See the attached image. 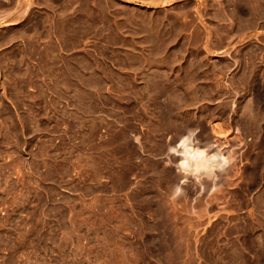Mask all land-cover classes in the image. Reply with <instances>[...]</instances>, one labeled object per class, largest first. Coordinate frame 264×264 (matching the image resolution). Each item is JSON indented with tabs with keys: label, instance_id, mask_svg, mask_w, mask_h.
Segmentation results:
<instances>
[{
	"label": "rangeland",
	"instance_id": "rangeland-1",
	"mask_svg": "<svg viewBox=\"0 0 264 264\" xmlns=\"http://www.w3.org/2000/svg\"><path fill=\"white\" fill-rule=\"evenodd\" d=\"M62 1L0 0V264H264V4Z\"/></svg>",
	"mask_w": 264,
	"mask_h": 264
},
{
	"label": "bare ground",
	"instance_id": "bare-ground-1",
	"mask_svg": "<svg viewBox=\"0 0 264 264\" xmlns=\"http://www.w3.org/2000/svg\"><path fill=\"white\" fill-rule=\"evenodd\" d=\"M64 1V0H63ZM62 1V2H63ZM72 1V0H71ZM81 3H84L81 1H79ZM22 3V2H21ZM39 3V2H38ZM51 3V2H50ZM57 3V2H56ZM67 3V2H66ZM74 3V2H73ZM63 4V3H61ZM72 4V3H71ZM77 4V3H76ZM16 5V4H15ZM29 5V4H28ZM27 5V7H28ZM60 5V4H59ZM65 5V4H64ZM63 5V6H64ZM70 5V4H69ZM62 6V5H61ZM74 6V5H73ZM80 6V5H78ZM94 6V5H93ZM96 6V5H95ZM68 7V6H66ZM70 7V6H69ZM91 7V6H89ZM51 8V7H49ZM93 8V7H91ZM58 9V8H57ZM80 9V8H79ZM78 9V10H79ZM47 10V9H46ZM62 10V9H61ZM64 10V9H63ZM71 10V9H70ZM77 10V9H76ZM83 10V9H82ZM49 11V10H48ZM55 11V10H54ZM58 11H60L58 9ZM63 12V11H62ZM73 12V11H72ZM79 12V11H78ZM97 12V11H96ZM39 13V12H38ZM42 13V12H41ZM46 13V12H45ZM61 13V12H59ZM75 13V12H73ZM95 13V11H94ZM7 14V13H6ZM21 16H22V13H20ZM47 14V13H46ZM57 14V13H56ZM93 14V12H92ZM51 15V14H50ZM60 15V14H59ZM20 16V18H21ZM45 16V15H44ZM48 16V15H47ZM95 16V15H92V17ZM81 18V16H79ZM39 19V18H38ZM80 20V19H79ZM42 21V20H41ZM92 21V20H91ZM51 22V21H50ZM49 22V23H50ZM96 22V21H95ZM48 23V21H47ZM52 23V22H51ZM44 25V24H43ZM49 26V25H48ZM47 27V26H46ZM49 28V27H48ZM51 30V29H50ZM49 31V30H48ZM47 34V33H46ZM256 97V96H255ZM260 101V100H259ZM226 119V118H225ZM231 121V120H230ZM234 121V120H233ZM232 121V122H233ZM230 123V122H229ZM214 125H216V128L219 130L218 133H220V131H222L224 129L225 126H223L221 123H215ZM229 125V124H228ZM239 125V124H238ZM192 126V125H191ZM213 126V125H211ZM234 126V125H233ZM240 126V125H239ZM181 127V126H180ZM214 127V129H216ZM216 129V130H217ZM175 130V129H174ZM185 130V129H184ZM229 130V129H228ZM176 131V130H175ZM212 132V131H211ZM178 133V132H177ZM206 133V132H205ZM209 133V132H208ZM176 134V133H175ZM179 135V134H178ZM216 135V134H215ZM225 135V134H224ZM189 136V135H188ZM192 136V135H191ZM181 137L180 139H178V143H177V148L179 149H175V153H178V155L180 156V161H179V164H178V167H179V170H181L182 172H184L185 174L186 173H191L192 176H194L195 180L196 179H199L200 177H208V176H211L210 174H215L216 171H213L214 169H217V170H221L224 169L226 166V163L229 162V158L228 156H226V154H224L219 148H214L213 147H216V146H212L210 144H206L204 146H201L200 145V142L199 141H193L191 140L192 137ZM212 137V136H211ZM194 139V138H193ZM202 140V139H201ZM223 140H224V137H223ZM212 143V141H211ZM158 144V143H157ZM205 144V143H204ZM221 144V143H220ZM159 146V145H158ZM212 147V149H211ZM170 149V148H169ZM229 153V152H228ZM231 160V159H230ZM178 161V160H177ZM228 164V163H227ZM177 165V164H176ZM224 167V168H223ZM156 168V167H155ZM239 169V168H238ZM154 170V169H153ZM156 170V169H155ZM220 170V171H221ZM236 171V170H235ZM157 173V172H156ZM159 173V172H158ZM157 173V174H158ZM170 173V172H169ZM219 173V172H218ZM228 173V172H227ZM165 174V173H164ZM190 174V175H191ZM212 174V175H213ZM166 175V174H165ZM169 175V174H168ZM172 175V174H171ZM188 175V174H187ZM186 175V176H187ZM220 175V174H219ZM218 175V176H219ZM228 175V174H227ZM242 175V174H241ZM179 176V175H178ZM183 177V175H181ZM226 176V174H225ZM239 176V175H238ZM176 177V175H175ZM188 177V176H187ZM181 178V177H180ZM213 178V177H212ZM240 178V177H239ZM175 179V178H174ZM191 179V178H190ZM204 179V178H203ZM218 179V178H216ZM233 179V178H232ZM172 180L169 179V181ZM194 180V179H193ZM194 180V181H195ZM215 180V179H214ZM224 180V179H223ZM163 181V180H162ZM168 181V180H167ZM157 182V181H156ZM160 183V181H159ZM158 183V184H159ZM163 183V182H162ZM161 183V184H162ZM168 183V182H167ZM171 183V182H170ZM197 183V182H196ZM199 183V182H198ZM205 183H206V180H205ZM209 184V183H208ZM226 184V183H225ZM224 184V185H225ZM194 185V184H192ZM197 185V184H196ZM168 186V184H167ZM200 186V185H199ZM204 187V186H203ZM217 187V186H215ZM170 188V187H169ZM173 188V187H172ZM202 188V187H201ZM169 190V189H168ZM211 190V189H210ZM172 191V190H171ZM171 191H169L171 193ZM216 191V190H215ZM213 192V191H212ZM177 197V196H176ZM183 198V196H182ZM169 199V198H168ZM171 199V198H170ZM162 200V199H161ZM165 200V199H164ZM167 200V199H166ZM173 200V198H172ZM177 200V199H176ZM180 200V198H179ZM183 200V199H182ZM163 201V200H162ZM178 201V200H177ZM174 202V200H173ZM183 202V201H182ZM157 203V202H156ZM161 203V202H160ZM165 204V202H162ZM168 203V202H167ZM175 203V202H174ZM163 204V205H164ZM172 205V204H171ZM175 205V204H174ZM160 206V205H159ZM157 207V206H156ZM166 218V217H165ZM171 218V216H170ZM175 218V217H174ZM166 220V219H165ZM174 221V220H173ZM171 222V221H170ZM172 223V222H171ZM173 224V223H172ZM171 225V224H170ZM165 236V235H164ZM165 238V237H164ZM159 239V238H158ZM165 242V241H164ZM163 243V242H162ZM167 243V242H166ZM160 248V246H159Z\"/></svg>",
	"mask_w": 264,
	"mask_h": 264
},
{
	"label": "crops",
	"instance_id": "crops-1",
	"mask_svg": "<svg viewBox=\"0 0 264 264\" xmlns=\"http://www.w3.org/2000/svg\"><path fill=\"white\" fill-rule=\"evenodd\" d=\"M163 1L164 0H161V2H163ZM255 2L264 4V0H255ZM255 18L260 20V21H264V12L256 13Z\"/></svg>",
	"mask_w": 264,
	"mask_h": 264
}]
</instances>
